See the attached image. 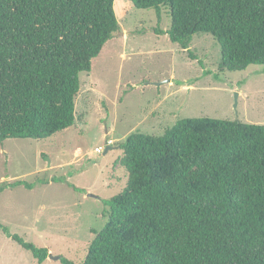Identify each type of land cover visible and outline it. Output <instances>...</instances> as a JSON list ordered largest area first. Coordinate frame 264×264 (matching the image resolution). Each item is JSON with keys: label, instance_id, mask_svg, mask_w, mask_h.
Segmentation results:
<instances>
[{"label": "trees", "instance_id": "obj_1", "mask_svg": "<svg viewBox=\"0 0 264 264\" xmlns=\"http://www.w3.org/2000/svg\"><path fill=\"white\" fill-rule=\"evenodd\" d=\"M129 1L158 18L167 8L166 34L183 50L209 35L222 69L264 67V0ZM113 3L0 0V143L46 140L74 125L79 74L119 30ZM119 148L126 186L103 201L105 226L81 264H264L263 125L185 118ZM21 185L31 189L18 181L0 193ZM0 227L36 264L47 259L46 248Z\"/></svg>", "mask_w": 264, "mask_h": 264}, {"label": "rangeland", "instance_id": "obj_2", "mask_svg": "<svg viewBox=\"0 0 264 264\" xmlns=\"http://www.w3.org/2000/svg\"><path fill=\"white\" fill-rule=\"evenodd\" d=\"M113 10L119 30L90 72L79 74L74 125L46 140L0 143V186L20 181L31 187L0 193V226L75 264L105 226L103 201L126 186L119 145L129 135L160 136L185 118L264 126V67L222 69L209 35L194 36L183 50L166 34L171 20L165 7L160 18L129 0H114ZM0 264H36L1 227ZM43 264L61 262L47 258Z\"/></svg>", "mask_w": 264, "mask_h": 264}, {"label": "water", "instance_id": "obj_3", "mask_svg": "<svg viewBox=\"0 0 264 264\" xmlns=\"http://www.w3.org/2000/svg\"><path fill=\"white\" fill-rule=\"evenodd\" d=\"M157 86H160V85H157ZM236 106H237V94H235V105H234V107L236 108ZM105 151H107V149ZM89 196L93 197V195H89ZM47 258L52 259V260H56V261H60L59 256H52V254H50V253L48 254Z\"/></svg>", "mask_w": 264, "mask_h": 264}]
</instances>
